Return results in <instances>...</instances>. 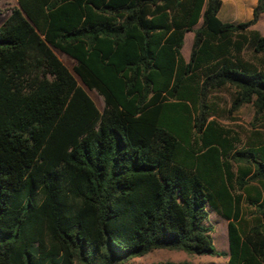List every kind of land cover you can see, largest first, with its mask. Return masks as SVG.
<instances>
[{"label": "trees", "instance_id": "1", "mask_svg": "<svg viewBox=\"0 0 264 264\" xmlns=\"http://www.w3.org/2000/svg\"><path fill=\"white\" fill-rule=\"evenodd\" d=\"M220 2L15 0L0 24V264H126L157 248L264 264V131L235 147L210 118L227 88L231 111L264 122L251 28L264 0L235 23Z\"/></svg>", "mask_w": 264, "mask_h": 264}, {"label": "rangeland", "instance_id": "2", "mask_svg": "<svg viewBox=\"0 0 264 264\" xmlns=\"http://www.w3.org/2000/svg\"><path fill=\"white\" fill-rule=\"evenodd\" d=\"M14 7L13 0H0V24L9 13L10 9ZM197 23L195 26H198ZM264 27V17L261 18L258 28ZM192 32H187L183 38L182 54L187 55ZM58 59L72 72V60L64 53L53 49ZM77 83L80 81L77 79ZM87 94L94 101L96 107L101 110L103 106L102 97L93 89H87L84 87ZM231 98V90L224 88L217 91H213L210 95V101L213 104L214 113L210 118H213L222 127L229 130V134L238 138V143L235 147H239L246 140L247 136L253 130L264 131V122L253 123V109L250 104H244L238 109L231 111L229 108V102ZM247 217V216H246ZM207 224L212 226L211 240L213 246L218 250H226V221L218 216L215 212L208 210ZM225 257L210 256V255H194L188 254L182 250L175 249H152L141 256H135L127 260L126 264H150L156 262H189L192 264H225Z\"/></svg>", "mask_w": 264, "mask_h": 264}, {"label": "crops", "instance_id": "3", "mask_svg": "<svg viewBox=\"0 0 264 264\" xmlns=\"http://www.w3.org/2000/svg\"><path fill=\"white\" fill-rule=\"evenodd\" d=\"M13 1H14V6H15L16 5L15 0ZM255 3H256V0H221L216 16L221 21H227V22H233V23L238 22V21L247 20L251 17V10L253 6L255 5ZM263 17H264V12H262L259 15L257 21L255 22V24L251 26V28L257 30L261 35L264 36V27L261 26L260 28H258L259 22L261 18ZM199 22L200 21H198L197 23ZM195 25L193 26V28L196 27ZM187 32L189 31L184 32V35ZM184 35H183V38H184ZM191 39H192V36H191ZM190 45H191V42H190ZM181 48H180L181 57L183 58L184 61H186L188 57L189 49H188L187 55L184 56L182 54Z\"/></svg>", "mask_w": 264, "mask_h": 264}]
</instances>
